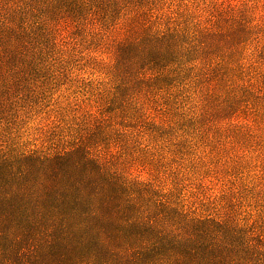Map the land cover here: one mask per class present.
I'll list each match as a JSON object with an SVG mask.
<instances>
[{"label":"trees","instance_id":"16d2710c","mask_svg":"<svg viewBox=\"0 0 264 264\" xmlns=\"http://www.w3.org/2000/svg\"><path fill=\"white\" fill-rule=\"evenodd\" d=\"M24 1L0 0V61L17 68L33 58L29 48L35 44L34 37L27 39ZM81 1L98 31L121 29L118 115L107 117L101 109L93 129L77 130L54 152L0 144V264H264L263 185L242 191L230 186L201 202L205 211H216L204 218L185 208L177 177L171 175L164 190L170 177L153 161L157 149L147 150L152 159L134 160L151 171L152 183L130 180L100 157L113 142L119 160L130 139L163 128L147 119L143 92L171 93L189 81L235 84L247 69L239 88L246 96L264 91V27L253 24L260 7H248L249 0L224 11L215 0ZM204 5L211 9L203 8L208 16L201 21ZM246 44L253 48L244 65L236 51ZM195 189L207 192L203 185Z\"/></svg>","mask_w":264,"mask_h":264},{"label":"rangeland","instance_id":"374dc122","mask_svg":"<svg viewBox=\"0 0 264 264\" xmlns=\"http://www.w3.org/2000/svg\"><path fill=\"white\" fill-rule=\"evenodd\" d=\"M183 1L191 5L209 0ZM249 2L260 7V0ZM28 3L27 39L35 38V44L29 48L33 58L22 59L24 62L17 63L18 68L12 62L0 61V144H10L17 151L48 153L61 150L77 130L93 129L101 109L108 110L107 117L117 118L118 97H115L119 94L120 72L117 47L121 29L98 31L90 8L81 0H25L21 5ZM16 11L19 13L21 9ZM252 48L250 44L239 46L238 62L247 65ZM223 51L230 53L226 48ZM109 53L114 64L94 55ZM259 68L264 71V58ZM143 72L148 76L152 73L147 68ZM93 73H111V78L106 84L87 79ZM245 74L247 79L248 69ZM235 80V84L189 81L184 86L176 85L171 93L143 92L139 98L147 119L163 128L142 134L136 141L130 139L122 157L135 163V159L140 161L149 155L154 158L147 150L157 149L159 153L153 161L162 163L161 175L170 177L168 183L174 179L171 175L177 177L175 185L183 188V192L199 185L206 187L207 192L219 194L230 186L241 191L264 186V140L247 124L231 123L233 119L251 116L259 129L264 123L261 102L264 97L259 92L246 96L245 90L239 88L243 80ZM197 93L199 114L187 107ZM69 97L95 108L96 114L89 112L79 119L75 116L68 119L70 105L64 102ZM52 115L57 116L60 124L48 130L43 146L26 138L27 126L32 121ZM224 121L229 123L223 124ZM109 145L110 149H102L103 152L116 148V143ZM136 145L140 149L134 148ZM142 168L150 174L148 168Z\"/></svg>","mask_w":264,"mask_h":264},{"label":"clouds","instance_id":"9594fccd","mask_svg":"<svg viewBox=\"0 0 264 264\" xmlns=\"http://www.w3.org/2000/svg\"><path fill=\"white\" fill-rule=\"evenodd\" d=\"M244 3L245 0H216L217 7L221 11L239 10L244 7ZM252 6H253L252 3L248 2V7H252ZM204 7H208L209 9H211V5L201 6V11L198 13L201 21L204 19V17L208 16V13L203 11ZM255 17L256 18L253 20V24H258L264 27V0H260V11L255 13ZM201 27H206V25L201 23ZM94 55H99V58L101 60H104V62L107 64L115 63V61L111 58L110 53L107 55H103V54H94ZM110 78H111V73H93L92 75H89L87 77V79L96 80L98 82H103L105 84L108 83ZM252 90L255 91V89ZM258 95L264 97V91L258 93ZM261 102L264 103V100H262ZM64 103L70 105V111L67 116L68 119H71L72 116H75L77 119H79V117L82 114L89 112L96 114L95 108H89V106L86 103H81L78 100H73L71 97H69V100ZM187 107L191 108L193 112L199 114L201 104L198 98V93L193 95L192 102ZM227 123H229V121L223 122V124H227ZM231 123L247 124L249 127L253 129L254 132L257 133L259 138L264 140V123L260 124L259 129H257V125L253 122V118L251 116H249L248 119H240V120L233 119ZM57 124H60V121L55 115H52L47 119L43 117H39L36 120L32 121L27 126L26 138L33 141L35 144H39L43 146L48 130L50 128H53ZM62 126L63 125H61V127ZM117 151H118L117 148H112L107 153L101 152L100 157L102 162L107 163L110 167H112L114 164L115 165L114 170L120 172L122 175H124L126 178L130 180H135L140 183L153 182L149 172L146 169L142 168L140 165L132 163L130 160H126L124 157H121L119 160H115V155ZM170 187L171 184L167 183V186L165 187L164 190L167 191V189ZM218 194H219L218 191L201 193L197 191L195 187H189L185 189V191L181 195L184 198L185 208L192 215H197L207 218V217L216 216V211L213 209H209L208 211H205L203 208L200 207V203L204 202L205 204H207L211 198H214Z\"/></svg>","mask_w":264,"mask_h":264}]
</instances>
